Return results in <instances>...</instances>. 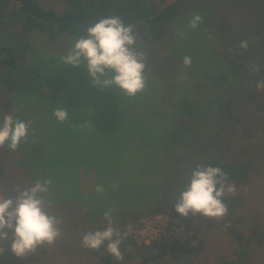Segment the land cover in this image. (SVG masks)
<instances>
[{"label":"rangeland","instance_id":"374dc122","mask_svg":"<svg viewBox=\"0 0 264 264\" xmlns=\"http://www.w3.org/2000/svg\"><path fill=\"white\" fill-rule=\"evenodd\" d=\"M36 1L57 12L69 7L63 0ZM172 1L167 0L163 6ZM237 1L188 0L166 24L160 41L147 39L134 27L135 47L146 53L148 76L145 90L135 97H128L116 87L106 89L95 84L84 58L79 66L63 62L61 57L86 33L75 36L63 32L50 40L46 34L32 31L19 39L31 44L38 70L54 84L44 82L39 91L20 92L16 98L19 105L7 113L31 124L27 141L17 150L7 144L0 148V193L15 197L18 188H30L37 180L50 179V192L45 198L52 201L49 212L63 221L62 235L54 245L39 247L24 257L14 254L11 240L0 241L4 249L0 264H100L92 250L83 247L82 237L84 229L107 227L103 214L109 209L114 226L122 233L131 226L123 240L127 243L122 251L124 258L119 261L143 264L133 253L140 246L129 242L136 228L132 226H138L140 218L148 215L147 209L164 189L165 175L178 165L193 169L208 154H217L215 148L206 150L202 141L196 149L188 145L185 141L189 135L183 143L172 146L169 136L183 116L182 105H204L207 93L221 89L218 68L213 67L220 43L213 34L212 15L226 21L233 33H239L245 27V12L238 8ZM197 14L203 21L193 29L189 22ZM1 31L0 24V47L9 43ZM184 56L192 58L188 68L182 62ZM243 95L233 102L234 114L240 120L234 125L228 147H223L220 154L228 159L242 158L245 152L254 156L256 169L246 212L249 231L264 232V162L254 155L257 137L264 133V101L259 97L252 102ZM57 108L68 109L69 118L63 123L54 115ZM7 114L0 108V123ZM194 122L198 126L206 124L200 119ZM245 130L255 135L250 139ZM219 132V123L214 124L208 136L215 140ZM182 156L186 157L184 165L180 162ZM22 168L30 171V184L25 185L21 175L9 176ZM97 185L105 191L97 193ZM132 207L141 214L139 218L132 216ZM172 217L188 224L198 237V245L191 248L184 264H220L222 258L231 256L232 238L208 218L191 213ZM158 248L156 244L154 250ZM258 263L264 264V249Z\"/></svg>","mask_w":264,"mask_h":264},{"label":"trees","instance_id":"16d2710c","mask_svg":"<svg viewBox=\"0 0 264 264\" xmlns=\"http://www.w3.org/2000/svg\"><path fill=\"white\" fill-rule=\"evenodd\" d=\"M63 1L69 7L63 12H57L53 8L43 7L36 0H0L1 33L9 40L8 45L0 47V108L4 113H11L19 105L16 98L20 92L39 91L44 82L54 84L52 79L44 77L38 70L31 44L19 41L27 33H44L50 40H56L63 32L82 36L91 24L105 17L118 16L125 25L137 27L147 39L160 41L165 34L166 24L185 7L188 0H174L165 6L163 5L167 0ZM237 5L245 12V27L239 33H233L232 27L226 21H220L212 15L215 17L214 22H211L213 34L220 43L213 67L218 68L221 89L207 93L204 105L202 102L200 106L186 103L182 105L183 116L170 134L169 140L172 146H178L189 135L185 142L195 149L198 142L201 144L202 141L206 150H218L215 155L208 154L201 164L220 167L228 175L227 182L234 184L237 190L235 196L228 194L223 198L228 206V214L224 218H208L215 227L232 238L231 256L222 258L220 264H259L258 257L264 249V232L249 231V215L246 212L249 203L248 190L256 169L254 156L245 152L242 158L228 159L220 154L223 147H228L234 125L240 120L234 114L233 102L244 93L245 98L252 102H256L259 97L264 101V90L256 86L258 81L264 80V0H238ZM124 15L133 18V21L123 18ZM241 41L248 42L247 50L240 47ZM254 65L260 67L259 72L252 71ZM199 119L205 120V126H198L194 122ZM217 123L220 132L214 140L208 133L210 126ZM244 134L250 139L255 135L247 130ZM254 149L255 157L263 159L264 162V133L260 138L257 137ZM185 159L184 156L180 159L183 165ZM196 167L197 165L188 169L184 166L181 169L178 165V169L165 175L164 189H160L157 200L147 209L148 215L169 213L180 216L175 210V203ZM29 173V170L22 168L9 176L16 178V175H21L22 182L27 185L32 181ZM136 207L130 210L134 218H139L141 214L135 211ZM88 231L95 229H84V232ZM129 242L132 244L133 240L130 239ZM124 244L127 243L123 241L120 245L121 252L126 250ZM155 246L156 244L136 246L133 253L142 259L143 264H184L186 257L192 252L190 247L181 244H158L157 250H154ZM92 253L100 264H121L107 251L106 243L98 250H92Z\"/></svg>","mask_w":264,"mask_h":264},{"label":"clouds","instance_id":"9594fccd","mask_svg":"<svg viewBox=\"0 0 264 264\" xmlns=\"http://www.w3.org/2000/svg\"><path fill=\"white\" fill-rule=\"evenodd\" d=\"M202 21L203 17L197 14L189 26L197 28ZM136 42L132 25H125L118 16L105 17L87 27L86 35L80 37L61 59L73 66H79L82 58L86 59L95 84L106 89L116 87L128 97H135L145 90L148 82L146 53L136 49ZM240 47L247 50L248 42L241 41ZM182 62L188 68L192 58L184 56ZM252 71L259 72L260 67L254 65ZM256 86L264 90V80L258 81ZM54 115L61 123L69 118L67 108H57ZM30 124L11 114L5 115L0 123V148L7 144L11 150H17L27 141ZM227 181L228 175L220 167L197 165L175 203V210L185 217L191 213L209 219L224 218L228 206L223 198L228 194L235 196L237 192L236 186ZM51 184L50 179L37 180L30 188H18L15 197L0 193V241L11 240V250L18 257L35 253L39 247L54 245L62 235L63 221L49 212L52 201L45 198ZM95 190L103 193L105 188L97 185ZM103 215L107 227L85 233L82 245L98 250L106 243L107 251L117 260H123L120 245L129 235L131 226L122 233L114 226L111 209ZM3 251L0 248V253Z\"/></svg>","mask_w":264,"mask_h":264},{"label":"built area","instance_id":"2783aa9c","mask_svg":"<svg viewBox=\"0 0 264 264\" xmlns=\"http://www.w3.org/2000/svg\"><path fill=\"white\" fill-rule=\"evenodd\" d=\"M132 238L138 246L181 244L193 248L198 245V237L188 224L165 213L141 217Z\"/></svg>","mask_w":264,"mask_h":264},{"label":"bare ground","instance_id":"6f19581e","mask_svg":"<svg viewBox=\"0 0 264 264\" xmlns=\"http://www.w3.org/2000/svg\"><path fill=\"white\" fill-rule=\"evenodd\" d=\"M133 238H134V236H133ZM144 246V245H143Z\"/></svg>","mask_w":264,"mask_h":264}]
</instances>
